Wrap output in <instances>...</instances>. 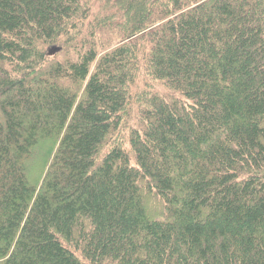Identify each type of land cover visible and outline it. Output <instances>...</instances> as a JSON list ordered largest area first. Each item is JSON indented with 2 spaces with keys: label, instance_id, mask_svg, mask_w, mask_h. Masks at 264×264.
I'll use <instances>...</instances> for the list:
<instances>
[{
  "label": "trees",
  "instance_id": "trees-1",
  "mask_svg": "<svg viewBox=\"0 0 264 264\" xmlns=\"http://www.w3.org/2000/svg\"><path fill=\"white\" fill-rule=\"evenodd\" d=\"M0 264H264V0H0Z\"/></svg>",
  "mask_w": 264,
  "mask_h": 264
},
{
  "label": "rangeland",
  "instance_id": "rangeland-1",
  "mask_svg": "<svg viewBox=\"0 0 264 264\" xmlns=\"http://www.w3.org/2000/svg\"><path fill=\"white\" fill-rule=\"evenodd\" d=\"M113 44H114V43H113ZM53 47H57V45H51V46H49L48 49L51 48V50H52ZM57 48H59V47H57ZM51 50H50V51H51ZM140 86H141V84H140ZM129 119H131V118H129ZM132 123H134V119L129 120V124H132ZM127 126H128V125H127ZM127 132H128L127 127H124V129L121 131V134H120V136H123V138L125 139V142L128 141ZM35 164H36V163H35ZM35 164H34V165H35ZM36 165H37V164H36ZM33 167H34V166H33ZM34 168H37V166H35Z\"/></svg>",
  "mask_w": 264,
  "mask_h": 264
},
{
  "label": "water",
  "instance_id": "water-1",
  "mask_svg": "<svg viewBox=\"0 0 264 264\" xmlns=\"http://www.w3.org/2000/svg\"><path fill=\"white\" fill-rule=\"evenodd\" d=\"M59 50V48L57 47H53L52 50L50 51V54H54L55 52H57Z\"/></svg>",
  "mask_w": 264,
  "mask_h": 264
}]
</instances>
